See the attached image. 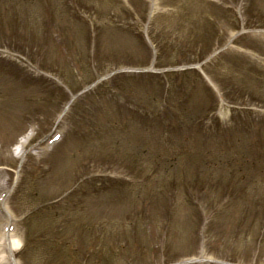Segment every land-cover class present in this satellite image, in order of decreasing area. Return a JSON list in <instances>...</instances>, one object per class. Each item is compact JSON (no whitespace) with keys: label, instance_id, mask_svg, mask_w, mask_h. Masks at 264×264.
<instances>
[{"label":"rangeland","instance_id":"1","mask_svg":"<svg viewBox=\"0 0 264 264\" xmlns=\"http://www.w3.org/2000/svg\"><path fill=\"white\" fill-rule=\"evenodd\" d=\"M14 263L264 264V0H0Z\"/></svg>","mask_w":264,"mask_h":264},{"label":"bare ground","instance_id":"2","mask_svg":"<svg viewBox=\"0 0 264 264\" xmlns=\"http://www.w3.org/2000/svg\"><path fill=\"white\" fill-rule=\"evenodd\" d=\"M20 244H21L20 240H14L12 245H11V243H10V245L8 244V247H9L10 251H12V248L18 247V245H20Z\"/></svg>","mask_w":264,"mask_h":264}]
</instances>
